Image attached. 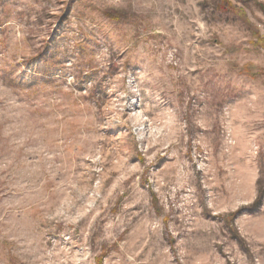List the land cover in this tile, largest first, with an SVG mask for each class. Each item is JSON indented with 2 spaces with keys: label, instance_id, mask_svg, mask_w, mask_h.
Segmentation results:
<instances>
[{
  "label": "rangeland",
  "instance_id": "1",
  "mask_svg": "<svg viewBox=\"0 0 264 264\" xmlns=\"http://www.w3.org/2000/svg\"><path fill=\"white\" fill-rule=\"evenodd\" d=\"M0 264H264V0H0Z\"/></svg>",
  "mask_w": 264,
  "mask_h": 264
},
{
  "label": "trees",
  "instance_id": "2",
  "mask_svg": "<svg viewBox=\"0 0 264 264\" xmlns=\"http://www.w3.org/2000/svg\"><path fill=\"white\" fill-rule=\"evenodd\" d=\"M225 1V0H224ZM228 4V8L230 9L231 8V6H232V4H230V3H227ZM234 7V6H233ZM236 8V7H235ZM224 11H225V9H227V7L226 6H224L223 8H222ZM239 12H241V10L239 11ZM242 13V12H241ZM254 34L256 35V37L258 38V40H259V37L261 38V36H259V33H258V31H254ZM262 39V38H261ZM263 41V40H262Z\"/></svg>",
  "mask_w": 264,
  "mask_h": 264
}]
</instances>
